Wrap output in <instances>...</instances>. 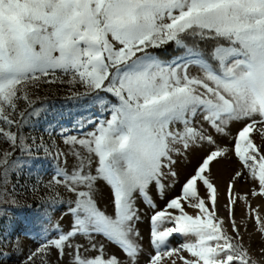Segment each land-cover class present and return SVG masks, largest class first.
<instances>
[{
  "label": "snow or ice",
  "instance_id": "1",
  "mask_svg": "<svg viewBox=\"0 0 264 264\" xmlns=\"http://www.w3.org/2000/svg\"><path fill=\"white\" fill-rule=\"evenodd\" d=\"M188 40L208 47L190 46ZM169 43L183 49L184 56L168 62L148 51ZM190 67L198 72L192 74ZM41 81L67 84L66 99L77 105L99 102L110 112L108 119L76 122L81 129L93 123L90 132L78 136L62 130L74 160L71 169L63 150L45 145L42 138L40 144L34 138L26 144L19 131L26 117L39 114L33 106L42 98H33L31 90ZM77 85L84 91H74ZM100 92L117 102L105 101ZM20 101L27 102L26 109H19ZM233 123L242 126L231 147L221 146L217 136H230ZM0 142L10 148L0 149V206L17 203L16 186L9 187L19 166L12 159L17 149L33 159L42 152L43 158L57 160L46 187L61 185L76 196L71 227L45 238L20 264H50L53 253L65 264H139L137 193L153 209L155 254L148 264L166 258L171 264L176 259L183 264H264V247L256 259L244 246L231 209L239 180L252 184L242 197L249 207V196L264 197V0H0ZM193 149L204 155L180 193L156 210L150 186L159 195L169 176L173 183L168 187H174L176 158ZM232 156L240 164L229 180L226 205L234 236L216 216L218 190L211 178L214 164ZM98 181L110 189L111 215L97 205ZM186 206L198 214H189ZM255 219L264 240V221L258 213ZM177 234L186 240L172 247L170 239ZM96 235L115 244L124 258L107 254ZM6 239L0 234V264L11 259L4 250Z\"/></svg>",
  "mask_w": 264,
  "mask_h": 264
},
{
  "label": "rangeland",
  "instance_id": "2",
  "mask_svg": "<svg viewBox=\"0 0 264 264\" xmlns=\"http://www.w3.org/2000/svg\"><path fill=\"white\" fill-rule=\"evenodd\" d=\"M187 43L191 46L193 43H198L201 48H206L200 42L188 40ZM156 55V54H153ZM158 56V55H156ZM169 58H162L163 61L172 62L179 60L184 56V50L175 46V50L170 53ZM183 62V61H180ZM189 71L196 74L198 69L190 67ZM57 75H61L59 72ZM65 80L67 76L63 77ZM67 84H47L41 81L40 87L32 89L33 98L39 96L42 99L36 100L34 108L40 110L38 115H30L26 117V123L19 129L21 135L25 138L26 144H33V138L36 144L42 142L52 148H59L67 154V167L71 169L74 163L73 157L68 154V146L64 144L63 136L65 133L62 130L66 129V134L82 135L84 132H90L94 128L93 123H86L84 128L75 126L78 120H92L100 121L110 118V112L103 108L99 102L93 104L84 102L82 105H77L75 102L66 99L68 95ZM74 91H84L79 85L76 86ZM99 95L105 101L116 103V98L111 94L100 92ZM46 98V99H44ZM91 98H89L90 100ZM27 108V102L20 101L19 109L24 110ZM31 111V109H29ZM241 124L233 123L231 125V135L228 137L217 136V140L221 146L228 145L231 147L232 137L235 136ZM257 143H262L257 139ZM0 149H8L9 145L0 142ZM204 155L203 150L193 149L190 150L184 157H177V163L174 170L178 173V180L175 182L174 187H168L173 183L172 178L165 176L164 184L165 190L159 195L155 185L150 186L149 193L152 200L155 201L156 210L164 207L167 200L180 193V185L185 181L186 177L191 174L194 167L197 165L200 158ZM231 155V154H230ZM19 161V166L15 168L9 177V187L16 186V205L5 204L0 206L3 208L5 215L0 216V234L6 237L4 250L11 254V259L4 260L3 264H20V260L27 256L28 252L35 249L47 237H54L60 230L67 231L73 221V215L70 208L75 207L74 200L76 196L74 193L67 191L61 185H56L54 188L49 189L46 187L48 182L52 179L55 173V168L58 161L48 157L33 159L27 152L18 154L13 158ZM63 166V164H61ZM240 168L234 156L231 159L223 160L219 164H214L212 167V177L218 190V199L216 207V216L223 218L224 227L228 233L235 235L232 230L231 218L229 217L228 205V183L236 170ZM252 187L251 183L239 180L235 182L233 187V194L237 196V202L231 206L233 217L237 228L239 229L240 236L243 237V243L246 248L256 259H260L259 249L264 247V240H262L261 233L258 231V225L255 215L258 213L261 221H264V197L249 196L250 207L248 203L242 198L245 193L249 192ZM202 195H204L202 190ZM58 197V199H57ZM95 198L98 207L106 212L112 214L111 195L109 187L103 182H97ZM147 197L140 196L139 193L135 195L136 206L139 209L140 220L136 223V228L140 233L139 243L143 247V252L139 257V264H148L149 256L154 255L155 251L150 244V231L151 222L150 217L153 214V209L145 202ZM55 200V203L50 201ZM205 202L210 206V201L205 197ZM255 209V213L251 211ZM186 211L191 215L198 214L197 209H192L186 206ZM171 226V225H165ZM78 240L83 242V237H78ZM187 239H192L188 237ZM95 242L103 244L107 254H115L121 259L124 258V253L115 245L106 240L102 235L94 237ZM185 237L177 234L170 239L172 247H178L184 243ZM18 242V243H17ZM87 255H95L96 253H86ZM181 255L192 259L191 254L187 252ZM67 258H65L66 260ZM172 259H175L173 257ZM50 264H65L64 261H58L55 253L50 257ZM162 264H171V260L166 258ZM176 264H183L182 261L176 259Z\"/></svg>",
  "mask_w": 264,
  "mask_h": 264
},
{
  "label": "trees",
  "instance_id": "3",
  "mask_svg": "<svg viewBox=\"0 0 264 264\" xmlns=\"http://www.w3.org/2000/svg\"><path fill=\"white\" fill-rule=\"evenodd\" d=\"M175 50V45L172 44V43H169L165 46H163L162 48H159V49H149L148 51L151 52L152 54H156L162 58H169L171 57L170 56V53H172L173 51ZM20 153V150L17 149L14 154H13V158L17 157L18 154Z\"/></svg>",
  "mask_w": 264,
  "mask_h": 264
}]
</instances>
